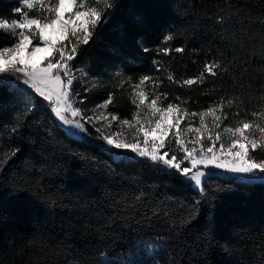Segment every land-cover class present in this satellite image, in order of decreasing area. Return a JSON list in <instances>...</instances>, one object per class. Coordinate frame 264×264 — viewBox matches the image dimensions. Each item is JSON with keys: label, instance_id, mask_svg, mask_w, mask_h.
<instances>
[{"label": "snow or ice", "instance_id": "obj_1", "mask_svg": "<svg viewBox=\"0 0 264 264\" xmlns=\"http://www.w3.org/2000/svg\"><path fill=\"white\" fill-rule=\"evenodd\" d=\"M11 10L16 13L14 18L0 16V116L13 113L7 128L10 138L35 144L25 129L30 115L41 114L64 140L83 142L121 162H139L194 192L187 204L181 203L183 211L178 215L153 208L151 215L145 213L142 219L131 217L140 234L117 256L108 247L101 250L96 264H161L173 238L193 229L199 230L207 253L219 228L215 213L221 194L234 193L244 186L264 192V86L259 96L215 87L232 67L217 58L206 60L195 75L178 78L170 70V61L163 58L186 51L184 46L173 45L186 30L170 28L165 29L161 46L155 49L143 40L136 42L138 50L152 57L148 71L136 74L103 66L90 73L86 62L103 43L101 34L106 26L112 25L113 31L130 37L147 32L156 23L139 11L124 14L114 22L121 0H16ZM217 15V23L226 22L224 16ZM248 20H258L264 36V11ZM246 34L239 38L233 34L230 42L243 46ZM111 52L118 56L120 49L113 47ZM165 81L180 89H195L201 95H219L206 107L193 110L191 96L165 91ZM108 85L116 91L94 102L90 94ZM240 87L245 85L241 83ZM117 92L121 97L127 94L131 105L127 115L115 110ZM253 102L260 105L259 109L248 111L247 105ZM23 154L22 144L10 146L0 158V174ZM71 155L86 158L82 152ZM35 166L33 159L24 160L26 173ZM28 190L27 183L21 181L0 185V192L13 197ZM142 196L135 200L142 201ZM40 198L57 206L54 197ZM154 220H163L164 231L152 232ZM125 223L131 227L129 219ZM225 251L230 253L231 249Z\"/></svg>", "mask_w": 264, "mask_h": 264}, {"label": "trees", "instance_id": "obj_2", "mask_svg": "<svg viewBox=\"0 0 264 264\" xmlns=\"http://www.w3.org/2000/svg\"><path fill=\"white\" fill-rule=\"evenodd\" d=\"M14 1L0 0V16L15 17L11 10ZM138 5V7H133ZM143 12L155 25L143 34L122 37L105 27L103 43L90 54L87 65L91 72L107 66L141 74L151 67V56L138 50L136 42L143 40L151 49L161 46L165 29L186 30L174 46L186 51L173 52L163 59L171 63L175 76L190 77L202 70L206 60L222 59L232 65L229 75L217 81L228 92L259 96L264 86V36L258 20L264 11V0H121L120 13L114 22L129 12ZM224 16L225 23L216 21ZM229 17H231L229 19ZM243 35V46L233 45L230 37ZM119 48L113 56L111 49ZM235 57V60H234ZM84 67V65H80ZM103 75V73H101ZM236 77L233 80L232 77ZM107 75L104 79L107 80ZM243 83L245 87L241 88ZM251 84L252 88H247ZM127 87V86H126ZM78 91H83L77 84ZM172 95L191 96L193 110L206 107L219 93L201 95L195 89H180L164 83ZM112 85L90 94L94 102L105 98ZM259 109L256 102L247 105L248 111ZM122 116L130 113L127 94L117 92L115 109ZM14 116H0V158L13 144H22L23 155L11 162L0 174V185L10 181L26 182L29 190L18 196L0 192V264H96L99 252L108 247L113 256L125 251L140 233L131 217L151 215L153 208H163L170 214L183 211L194 192L181 188L169 176L152 170L139 162L115 160L83 142L66 141L41 114L28 117L25 134L36 140L29 145L7 135ZM250 118V117H249ZM82 152L85 159L73 157ZM31 158L36 166L24 169V160ZM45 171L41 173L40 169ZM107 193H110L106 195ZM142 201H136V196ZM51 196L57 201L52 207L41 199ZM216 216L219 228L213 246L205 253L200 232L193 229L174 237L161 264H261L264 255V192L258 187H241L234 193H222ZM124 200V203H119ZM125 204L130 207H125ZM129 219L131 227L125 223ZM164 231L163 220L153 222L152 232ZM225 248L231 249L226 252Z\"/></svg>", "mask_w": 264, "mask_h": 264}, {"label": "rangeland", "instance_id": "obj_3", "mask_svg": "<svg viewBox=\"0 0 264 264\" xmlns=\"http://www.w3.org/2000/svg\"><path fill=\"white\" fill-rule=\"evenodd\" d=\"M9 1H14V2H16V0H9ZM15 15H16V13H15Z\"/></svg>", "mask_w": 264, "mask_h": 264}]
</instances>
